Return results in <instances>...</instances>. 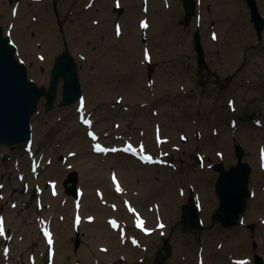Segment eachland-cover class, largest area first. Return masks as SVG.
I'll use <instances>...</instances> for the list:
<instances>
[{"label": "rangeland", "instance_id": "1", "mask_svg": "<svg viewBox=\"0 0 264 264\" xmlns=\"http://www.w3.org/2000/svg\"><path fill=\"white\" fill-rule=\"evenodd\" d=\"M69 2V11L64 12L63 16H69V19L64 21V26L62 27L58 24L57 16L59 13L58 4L62 2ZM107 0H102V2L96 6L97 11L98 8L101 7L104 10L108 7ZM123 0H118V2ZM135 1V0H133ZM49 7L53 8V15L55 17V27H56V35L59 38V44L57 47V51H62L65 48V45L68 46L70 51L73 53L76 62L79 68V76L81 83L83 85V90L86 95L87 101L91 103L92 107L90 108L93 112V117H95L96 110L94 100L91 97H95L94 94L89 93L94 85H89L87 77H91V73L94 74H102L103 70L98 66L97 58L94 60V57L97 51L100 49V44L103 40V36L105 34V29L101 23L99 24H88L87 29L82 30V9L77 6L76 0H49ZM127 3H123L122 7L127 11ZM136 3H139L136 0ZM120 3H117L116 6ZM180 11L182 14L180 16H176V22L178 29H182L183 25H179L180 19H182L183 14L185 13L183 1L180 0ZM141 7V2H140ZM144 10V7H141ZM81 9V10H80ZM147 9L148 13L151 12L149 2L147 0ZM145 11V10H144ZM114 12V11H112ZM178 13V11L176 12ZM36 14V13H35ZM40 17L38 14H36ZM241 15V13H240ZM93 19L95 18V14L92 15ZM228 13L217 10L215 13H208L207 20L209 21L207 28L215 29L219 35L218 42L216 43L217 47H222L225 49L227 53H231L232 49L235 46V40L238 35V27L236 23L232 20H229ZM98 18V16H96ZM241 19V18H240ZM34 21V20H33ZM227 21H231L233 28L230 29V32L224 37L223 33L220 30V24L225 23ZM77 27L76 25H79ZM145 24V23H143ZM69 25V27H68ZM148 33V45L151 49L150 55L153 53L158 58L154 59V61H158L160 65L159 57L163 56L167 59L166 55H163V51L159 47H164L167 45L165 43V36L161 38L162 44H155L154 39L150 42L149 35L151 34V29L149 26L146 27ZM186 29V28H184ZM78 30V31H75ZM81 30V31H79ZM35 33L30 35L34 38V49L35 54L30 56V60H26V63L29 67V77L34 79L38 83L42 84L44 82L43 78L36 76L33 73V67L35 63L38 61V73L42 76L43 74H47V78L49 77V68H52V64L45 65L42 61L37 59L36 54L38 52L43 53L46 57L49 55L46 54L43 47V41L38 39V36ZM82 35L84 38L82 40ZM168 35V34H167ZM166 35V36H167ZM65 37V38H64ZM97 39V41L94 40ZM167 41H171L173 44L169 43L170 46L175 49L176 52L179 50V42H173V38H166ZM189 40H191V35L189 34ZM72 44H81V47H75L77 50L74 52L71 49ZM82 44L87 47V51L89 54L94 55V57H89L85 52L82 51ZM191 44V41H190ZM43 49V50H42ZM192 53L195 55L193 50V45L191 46ZM38 53V56H42ZM58 54V53H57ZM57 54L52 56V60L54 62V58ZM160 55V56H159ZM184 56V55H183ZM209 57V56H208ZM231 59V65L235 66L238 62L240 63V58ZM185 60V56L183 58ZM89 64L85 66V63ZM188 63H192L191 67H188L187 70H183L184 66L177 62H167L164 67L167 70L170 65H176L177 70H181V76L186 75L190 72L191 82L189 86L195 89H191L189 86H186L185 89L180 88V82L177 80L176 87L177 92L174 94V98L171 100L164 99L162 97L163 94H160V90L162 87V81L160 78L158 80L162 81L160 84L157 82L156 74L154 75V80L152 85L147 81L146 70H142L137 58H131L128 62L124 63L125 67H127V75L124 76L122 81L115 80V75L113 74L112 79L110 78L107 82V86L111 89L112 92L120 89V86L125 89L124 93L126 94L128 91H131L136 97V105H130L131 115L133 120L130 121L131 126L135 127L136 133H132L131 130H126L127 134L124 136H134L136 141L138 133L137 120L145 121L148 126L151 123V126L148 130L150 133V140L145 137H141L142 145L148 152L147 154L153 156V154H158V149L154 143L155 139L153 137L154 131V122L160 121L159 129L163 135V137L173 138L176 137L175 140H171L169 143L164 145L163 151L167 153V157L169 158V152L171 150H175L177 147L182 148L184 150V154L182 156H178L177 151L174 152L176 157V166L172 167H150V177L156 176L155 178L162 184V187L169 186V188L173 189L174 186L171 185L173 182L175 185H180L183 188H186L192 184L194 187H202L207 188L208 183L206 180L200 178L201 183L200 186L198 184V178L196 177L199 170L198 164L193 161V157H195V153H201L207 158L208 164L219 163L222 162L224 165L229 166L236 161V156L234 153V141L242 144L246 149V156L244 160L252 166L251 178H250V189L253 192V196L248 200V207L245 215L241 217L240 223L238 226L232 227L231 229H225L221 226L219 222L212 218V211L218 205V198L214 191V184L217 179V173L211 168L209 171L214 174V181L211 188V193L214 198V207L211 213L204 217V222L208 226V228L204 231H200L193 234L187 233L184 234L181 232V225L178 219L172 220L168 219L169 228L162 232L163 237H167L170 239L173 247H174V256L171 260L168 261V264H201V261H197L195 257V250L197 252L199 247H203L204 244H207L208 247H204L205 250L209 248V255L211 257L210 264H223L227 262V258L225 257L227 254L229 255L232 252H229L227 247L228 244L231 243V238L235 237V243L238 242L236 238H238V233L240 230L244 231V235L241 238V250L239 254H232V261L236 263L238 258L243 257L250 259L251 263L255 255L259 254L264 257V216L261 217H253L248 218V214L250 213L253 201L257 199L259 194V185L255 184V176L257 174L256 165L254 162H258L259 159V151L261 148L264 149V88L260 90V88L253 90H247V86L245 83H241V85L234 90V93L228 97L229 99H234L236 102L235 111L230 110L227 107V101L223 102L220 100L221 96L218 94V90H216L215 85L208 83L206 86H203L205 81H208V76L206 73H201L199 70L197 71V59L195 61L189 60L184 61ZM119 64L118 62H116ZM158 66V67H159ZM44 67V70H42ZM157 67V71L159 70ZM159 72V71H158ZM254 79L259 78V83H255V85H263L264 80V59L254 60L253 65H250V70L248 71ZM99 74V75H100ZM248 76V73H244V78ZM196 80V81H195ZM195 81V83H194ZM202 81V83H201ZM148 82V85L145 83ZM154 82L157 84L153 86ZM89 85V86H88ZM236 85V84H235ZM234 85V86H235ZM153 86V88H152ZM159 86V87H157ZM215 86V88H214ZM156 87V88H155ZM162 87V88H161ZM211 88L214 91H211ZM242 88L244 94L240 93V98L236 97V94L239 95V90ZM144 89L146 90L147 95H151L153 92L155 93L154 98L156 99L153 103H149L145 101L146 109L143 112H139L138 108L141 106V102L139 99V95L141 96L144 93ZM220 89V88H219ZM165 90V89H164ZM165 93H169L164 91ZM233 92V91H232ZM164 93V94H165ZM223 91H220L222 94ZM90 94L92 96H90ZM245 96V100L247 98L254 102V98L259 99V101H255L253 103V108L251 105H248L243 112L239 110V103L243 104V97ZM45 99L42 98L38 105V112L33 116V136L32 141L34 143L33 150L36 151L38 155L37 159L40 162V168L37 172L31 171L30 168V157L25 151V145H16V146H8V145H0V183L4 185V189L0 190L1 193H4L3 200L0 199V205L4 208V211H1L3 215L6 216V221L8 222V228L6 229L7 240L0 238V251L1 248H4L2 252L4 253L5 248H7V253L9 254V250L12 248V254L8 257H2L0 255V264L4 261L5 264H39L34 262L37 256L44 257L43 263L46 264V253L47 249L42 248V243L44 242L42 235L39 232L37 233V226L40 225V218H43L44 211H50L51 215H46L49 221H52V229L54 232H58V242L60 244V252L66 253V247L70 250L65 259L61 261L58 258L57 261H61L60 264H83L80 256V249L84 246V237L85 231L82 227L80 230L82 233V242L79 248L76 250L74 247V240L69 238L71 232H74L73 225L71 224V220L74 218V211L70 212L72 208V201L74 202L73 196H67L62 190V184H60V177L57 176L60 171H64L67 169L65 166L67 164L60 165V159L63 155L65 157V161H68L70 164H73L74 168L80 170L79 167H76L74 159L78 156H74L69 159L71 156L70 149L68 144L71 140H73L77 136V131L83 130L85 135V129L79 128L78 122L74 121V118L77 119V113L74 115L71 113L70 107H58L55 113L52 111L46 112L44 109ZM119 103L117 99L113 100L111 105L112 113H113V121H120L118 115H122L124 111V107L122 104L117 105ZM119 108L118 110H116ZM252 108L254 115H247L245 112H249ZM136 110L134 113L133 111ZM149 111L150 114L144 115L145 111ZM159 112L164 114L163 119L159 118L154 120L153 113ZM73 115V117H68V115ZM98 117L103 118L102 111L97 113ZM96 118V117H95ZM130 119V118H128ZM102 120H107L106 118ZM259 122V124H257ZM236 124V126H233ZM103 129L107 130L109 134H111L112 138L108 141L117 142L121 138V131L114 128L111 125L103 124ZM188 127H192L193 129L190 132H185ZM174 133H177L174 135ZM199 133L204 137L200 139ZM181 134H187L189 137V141L187 143H182L179 140V136ZM178 137V138H177ZM68 143V144H67ZM88 143V142H87ZM91 143V140L89 141ZM72 151V150H71ZM252 155L255 157L253 160ZM105 157V156H103ZM111 159H116L118 165H126L129 161L128 158H124L123 156H109ZM192 159V160H191ZM257 160V161H256ZM67 162V163H68ZM191 163L194 166H190ZM262 164V163H261ZM263 165V164H262ZM17 170L19 173H24V175H17ZM37 173V177L34 175ZM94 173V172H93ZM17 175V176H16ZM65 173L62 174L63 177ZM24 176V179L19 178ZM88 177V176H87ZM193 177V178H191ZM50 179H56L59 181V185L61 189L58 190L57 194H52L49 186L47 187V181ZM86 179V177H85ZM89 183L91 185L95 184L96 181L89 178ZM81 185H82V174H81ZM27 184L29 188L25 189L24 185ZM131 185V184H130ZM262 186V185H261ZM38 187V191L35 193L34 188ZM88 187V186H87ZM89 188V187H88ZM178 188V187H177ZM61 190V193H60ZM49 195H51L53 200H49ZM157 197L156 194L147 193L145 200L149 201L150 208H143V211L149 216V218L166 216L170 215L167 211L156 205V202L152 199ZM56 200V206L50 207V205ZM65 201V203H62ZM52 202V203H51ZM65 205L68 208L65 210ZM152 211L153 215L151 214ZM14 217L13 222L9 223V217ZM36 218V219H35ZM261 218V219H260ZM128 219V218H125ZM167 220V219H165ZM253 227V228H252ZM60 232V234H59ZM62 235V236H61ZM160 233L155 234L150 242L147 244V248L142 256L138 257L137 254H132L130 258H124L121 255L115 254V258H99L94 264H156L154 260L155 250L162 245V238ZM68 242V244L66 243ZM4 243V244H3ZM11 245V246H10ZM108 247V246H107ZM109 248V247H108ZM111 249V248H109ZM194 249V251H193ZM112 251L108 250L107 253L110 254ZM242 252V253H241ZM114 253V252H113ZM144 257L145 260L138 258ZM143 258V259H144ZM243 258H241L242 260ZM43 261V260H42Z\"/></svg>", "mask_w": 264, "mask_h": 264}, {"label": "bare ground", "instance_id": "2", "mask_svg": "<svg viewBox=\"0 0 264 264\" xmlns=\"http://www.w3.org/2000/svg\"><path fill=\"white\" fill-rule=\"evenodd\" d=\"M48 1L49 0H12L11 2H9V1L4 0V4L0 2V12L2 13V19L4 20L6 25L8 27H11L12 25L17 26V27H14L13 29H10V36L12 38L15 37L14 40L16 41V43H18L19 56H22L26 60H30V56L35 54L34 52L35 49H34V44L32 42V38L29 37L30 32L34 30L38 34L37 35L38 39L43 41L42 48H44V50L43 49L42 50L45 51L46 54L49 55L47 58L42 60V62L45 65L52 64L53 63V61H51L52 56L59 52L56 50L59 44V38L56 35V27H55V22H54L55 17L53 15V8L49 7L50 5ZM88 1L89 0H76L77 4H80L82 6V15L84 16L83 20L85 21H87V17L89 15L99 14L98 11H95V8L96 6H98L100 0H96L90 9H88V7L85 6V4H87ZM108 1L112 3V6H111V10H112V7L114 6L115 1L114 0H108ZM123 1L124 3H126L127 1L131 2L133 0H123ZM179 1L180 0H149L151 12L147 13V15H144L142 13L141 8L139 6L130 4L129 9H127V12L124 15L120 16L121 20L118 25L115 23L116 15L114 13H111L110 9L105 10V13H103L101 16L102 18L101 27L105 29L106 34H104L103 36L104 40H103V43L100 45V49H99L100 57L97 59L98 66L103 70V73L100 75L91 73V77H87V80L89 82L88 84L90 86L94 85V88H92V90H90L89 93L94 94L97 100H100V99L106 100V99H112L116 97L117 99H123L125 101L128 98L124 95L123 91L119 90V91L112 92L111 89L107 86L108 85L107 82L109 81L110 78L112 79L113 73L118 75L115 80H119V81H122L124 79V76L127 75L125 64L124 63L117 64L115 60L124 61L128 59V57L134 52L139 53L138 55L139 60L140 58L143 59V57H141L140 55V52H143V47L139 45L138 31H139V27L144 22H146L151 28V36L154 39L155 44L157 45L162 44L163 42L161 38L164 37L166 34H168L167 36H165L166 38L167 37L174 38L175 32H176L175 16L176 14L180 12ZM23 2H26L27 4ZM206 2L207 0H200L201 18H198L197 20L195 19V25H197V23L201 24V27H203V29L207 24L206 21H202L204 17L203 13L205 12ZM211 2L214 4L216 8H218L220 11H223L225 13L231 12L233 14L235 13L239 15L240 13L242 12L245 13L247 11L246 4L243 2V0H211ZM27 8L31 12L36 13L40 16L38 17L39 19L36 23H27L25 13H30V12H25ZM58 8H59L58 14H60V16L63 18L64 12H66L69 9V2L65 1V2H62L61 4H58ZM13 9L16 12V15H17L16 17L12 15ZM177 11L178 13H176ZM120 25L122 26V28L118 27ZM76 26L80 27V23L79 25H76ZM116 26H117V29H119V32L115 31ZM62 27H65L64 23L61 24V28ZM75 31H78V30H75ZM186 32L188 31H184L183 33H186ZM24 34L26 37L25 42L19 43L16 38L18 39L24 38L23 36ZM203 35H204L206 44L211 45L214 40L211 38L210 32L204 29ZM183 40L185 42L186 48L183 47L182 50L184 51L187 50L191 52L189 40L184 39V38ZM173 42L175 43V39H173ZM169 43H170L169 41H166L167 45H164V47H159V48L162 49L163 55H166V53H168L167 58H172L173 60H175L176 59L175 57L170 56V54L171 53L174 54L175 51L173 47L169 45ZM80 46H81L80 44H72L71 49L74 52H76L77 50L75 49V47L77 48ZM82 49H86V47L82 45ZM155 58H158V56L152 57L150 62H152ZM95 59L96 58H94V60ZM159 59L162 62V66L160 68L158 78L162 80V78L164 76H168L169 73L167 71H163V68L166 66L165 60H164L165 57L161 56L159 57ZM140 62L142 65H146L148 63L147 60L145 61L140 60ZM88 64L89 63L86 62L85 66H87ZM38 67H39V63L37 61L33 67V73L38 77L46 79L47 74H43L41 76L38 73ZM172 81L174 80L172 79ZM57 93H58V98H60L61 93H62L61 84L58 86ZM143 98L146 100L148 99L145 96V94ZM85 101L86 103H85L84 108H87L90 106V104L88 103L87 100ZM141 101H142V98H141ZM71 107H73V105H71L70 108ZM78 110L81 115L87 112V109L86 110L82 109L79 103H78ZM72 111L73 110H71V112ZM191 130H192V127H188L185 132H190ZM77 134L79 136L76 137L72 142H70L68 147L72 148L79 155L78 156V160H79L78 167H80L82 170V174H83L82 182L88 185V181L85 180V177L90 176L92 171L97 170L102 166L106 167L109 170L108 174H109V178L111 179L112 173L116 172V169H117L116 163H113V162L108 163L106 161L107 159L105 158L102 164V160L99 161V159L95 158L94 155L88 153L87 151L88 145L83 143L84 141L82 139V132L78 131ZM82 150H84L83 153H82ZM93 154H97V153L94 152ZM252 158L253 160H255V157L253 155H252ZM254 164L256 165V169H257L256 171L257 174L255 176V182L257 185L263 184V187L262 189H259L260 196L253 201V208L248 218H253V217L262 218L264 216V169L263 167L260 166V157H259L258 162H254ZM104 167L100 170H105ZM205 175L208 177H212L209 171H206ZM117 176L120 179L119 183L123 185L128 183L125 180L124 176H121L118 174ZM208 183H211V181H208ZM112 184L115 185L114 183ZM57 189L58 190L61 189L59 184L57 186ZM201 191L203 192L202 188H201ZM124 198L128 199V197L126 196ZM209 199H210V195L207 196L203 192V202H202L203 211L208 209L207 202ZM49 200H53V198L49 196ZM88 203H91V204H88ZM81 204H82V207L79 211H81V214L83 216V220H81L82 228L86 229L87 231L86 240L91 245V248L89 249L82 247V249L80 250L81 251L80 254L82 255V262L84 261L90 262L89 253L95 252L97 256H100V254H103V257H105L106 253L102 252V250L100 249V246L102 245L108 246L109 248L112 249V252L114 253L117 252L118 255L119 254L125 255L126 258L132 257V254H137V253L143 254V252L145 251L146 242L143 241L142 238L140 237L134 238V234H143L142 237L150 239V236H152V232H155L152 227L153 226L152 222L148 220L144 212L141 211V213H143V216L145 217V220L143 222V227L135 228L132 230V232H130L127 229V227L123 224L120 217L115 214V213H118V210H114L113 212L115 213L113 214L111 213L110 215L107 216L110 208L108 206L103 205L102 207L97 206L95 209L94 199L89 198L88 195H85V194L82 197ZM118 204L121 205L120 203ZM210 204L212 205L213 202H211ZM74 205H75V202L73 206ZM54 206H56V200L50 205L51 208ZM73 206L70 209L71 212H73ZM67 208L68 206H66V209ZM74 211L76 213V209ZM122 211L125 216H128L129 218H134V212L137 211V208L133 206V209L131 211L123 207ZM87 212H93L94 217H93V221L90 224L86 225L85 224L86 222L84 219H87L88 217ZM41 215H44V217L40 218V221L44 222V224L51 225V222H49V220L46 218V215L48 216L51 215V210L44 211V213H41ZM13 218L14 217L12 216L9 217V223L13 222ZM112 219L118 220L119 227L117 229L111 227L110 221ZM74 223H75L74 221L71 222V224H74ZM6 224L8 226V222ZM40 228H41L40 225L37 226V229H36L37 233L39 232ZM4 232L2 235H0V238L4 236ZM240 233L243 234L244 231L242 230ZM131 237L137 240V244L135 246L130 244V242H132V240L130 241ZM57 239H58V235L55 233L52 238V240L54 241L53 246L54 248L56 247L58 249L60 248V245L57 242ZM45 246H48L46 241L42 243V247L45 248ZM208 246L206 245V247ZM263 246H264V243H263ZM228 249L234 252H238V249H239L238 242L234 244L232 242L229 243ZM12 252L13 251L11 248L8 254L7 248H5L4 253L0 251V255L2 257L8 258L12 254ZM56 255L60 257L61 253L56 251ZM208 255H209V248L208 250L201 249L198 253H196V258H201L202 264H210V262L208 261ZM111 256H113V253H111L109 257ZM42 260H44V258H41V256H37L34 261L40 264L42 263ZM2 264H5V262L3 261ZM228 264H234V263L230 262L229 260ZM244 264H249V263L247 262Z\"/></svg>", "mask_w": 264, "mask_h": 264}, {"label": "water", "instance_id": "3", "mask_svg": "<svg viewBox=\"0 0 264 264\" xmlns=\"http://www.w3.org/2000/svg\"><path fill=\"white\" fill-rule=\"evenodd\" d=\"M184 2L188 20L194 13L195 2ZM51 73V85L47 91L30 81L26 66L14 57L13 47L2 38L0 31V142L19 144L31 138V120L39 99L46 94V107H52L61 78L64 79L62 104L73 103L82 96L77 63L68 49L56 57ZM248 177L249 167L240 163L233 173L224 174L217 185L222 205L215 217L226 226L233 225L244 210ZM187 208L192 213L193 206ZM191 219L197 221V217ZM189 226L198 227V224L190 223ZM256 264H263L262 258L257 257Z\"/></svg>", "mask_w": 264, "mask_h": 264}, {"label": "snow or ice", "instance_id": "4", "mask_svg": "<svg viewBox=\"0 0 264 264\" xmlns=\"http://www.w3.org/2000/svg\"><path fill=\"white\" fill-rule=\"evenodd\" d=\"M15 15V13H13ZM143 27H147L146 24H143L142 25ZM215 38V37H214ZM85 123H90L89 121H85ZM89 135H92L93 136V139H95L96 137L92 134V133H89ZM96 150L97 151H107L106 149H102L99 145H96ZM112 151H115L116 149H111ZM131 146L129 145L128 148L125 149V151H131ZM114 180H115V177H114ZM121 189L119 188V186L117 185V191H120ZM110 223H112L113 227H116V222L115 221H110ZM143 225V221H140L138 219V227H142ZM3 234V227H2V221H0V235ZM46 235L49 237V243H51V238H50V234L46 233ZM238 264H244V262H238Z\"/></svg>", "mask_w": 264, "mask_h": 264}, {"label": "flooded vegetation", "instance_id": "5", "mask_svg": "<svg viewBox=\"0 0 264 264\" xmlns=\"http://www.w3.org/2000/svg\"><path fill=\"white\" fill-rule=\"evenodd\" d=\"M262 5H264L263 2H262ZM245 49H246V53H248L249 51H257L261 49V42H257L254 45L246 47ZM212 75L214 77L217 76V78H215L214 80L217 82L218 85L225 86L226 83L229 81L228 79L221 80L220 77L215 73H213Z\"/></svg>", "mask_w": 264, "mask_h": 264}]
</instances>
